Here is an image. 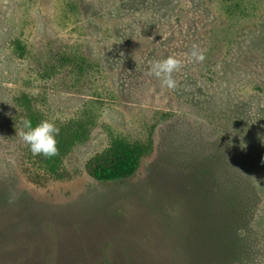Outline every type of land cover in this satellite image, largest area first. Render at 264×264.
Segmentation results:
<instances>
[{"label":"rangeland","instance_id":"obj_1","mask_svg":"<svg viewBox=\"0 0 264 264\" xmlns=\"http://www.w3.org/2000/svg\"><path fill=\"white\" fill-rule=\"evenodd\" d=\"M29 113L77 135L61 176ZM114 137L148 151L97 181ZM0 264H264V0H0Z\"/></svg>","mask_w":264,"mask_h":264},{"label":"trees","instance_id":"obj_2","mask_svg":"<svg viewBox=\"0 0 264 264\" xmlns=\"http://www.w3.org/2000/svg\"><path fill=\"white\" fill-rule=\"evenodd\" d=\"M24 101L27 104L26 97H24ZM27 108H29L28 105ZM27 119L31 120L33 125L40 122L39 118L33 113H29ZM59 129L60 133L57 136L58 155L51 158L40 156L46 171L56 176H61L62 159L78 140L77 135L68 131L66 127H60ZM147 151L148 145L139 141L114 137L104 149L96 152L86 160L84 168L91 178L100 182L123 180L136 171L140 158Z\"/></svg>","mask_w":264,"mask_h":264},{"label":"clouds","instance_id":"obj_3","mask_svg":"<svg viewBox=\"0 0 264 264\" xmlns=\"http://www.w3.org/2000/svg\"><path fill=\"white\" fill-rule=\"evenodd\" d=\"M191 57L196 61L204 60V53L193 46L190 52ZM180 68V61L174 56H168L161 60L151 63L148 75L156 77L162 87L174 90L177 81L173 78V73ZM22 127L19 132L20 139L28 147L33 156L42 155L44 158H51L58 155L57 136L60 129L50 120H41L33 125L31 120L24 118L21 122ZM11 203V201H9Z\"/></svg>","mask_w":264,"mask_h":264}]
</instances>
